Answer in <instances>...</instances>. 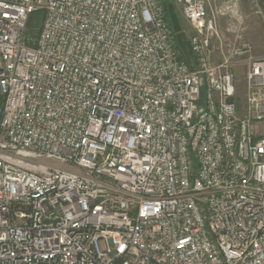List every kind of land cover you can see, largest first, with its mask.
<instances>
[{
	"label": "built area",
	"instance_id": "1",
	"mask_svg": "<svg viewBox=\"0 0 264 264\" xmlns=\"http://www.w3.org/2000/svg\"><path fill=\"white\" fill-rule=\"evenodd\" d=\"M173 4L195 69L164 0H0V264H264V58Z\"/></svg>",
	"mask_w": 264,
	"mask_h": 264
},
{
	"label": "rangeland",
	"instance_id": "2",
	"mask_svg": "<svg viewBox=\"0 0 264 264\" xmlns=\"http://www.w3.org/2000/svg\"><path fill=\"white\" fill-rule=\"evenodd\" d=\"M174 2V0H172ZM227 0H217V4L220 5L222 2ZM231 1V0H229ZM239 12L244 18V24L242 26V36L245 42H251L254 47L253 54L257 58H264V26L262 22L254 15L255 3L254 0H235ZM180 20L183 28L187 33H191L190 28L184 18L179 12ZM42 19V13H37L32 17V22L39 24ZM34 23V25H36ZM231 21L222 20L220 24V36L222 42H233L235 34L231 32Z\"/></svg>",
	"mask_w": 264,
	"mask_h": 264
},
{
	"label": "water",
	"instance_id": "3",
	"mask_svg": "<svg viewBox=\"0 0 264 264\" xmlns=\"http://www.w3.org/2000/svg\"><path fill=\"white\" fill-rule=\"evenodd\" d=\"M167 10L171 25L176 34L177 44L189 67L191 69H195L197 65V57L193 52V48L187 34L183 30V25L176 11L175 5L173 3L169 4Z\"/></svg>",
	"mask_w": 264,
	"mask_h": 264
},
{
	"label": "trees",
	"instance_id": "4",
	"mask_svg": "<svg viewBox=\"0 0 264 264\" xmlns=\"http://www.w3.org/2000/svg\"><path fill=\"white\" fill-rule=\"evenodd\" d=\"M172 3H174L172 0H164V7H165V11L167 14H168L167 7L169 4H172Z\"/></svg>",
	"mask_w": 264,
	"mask_h": 264
}]
</instances>
